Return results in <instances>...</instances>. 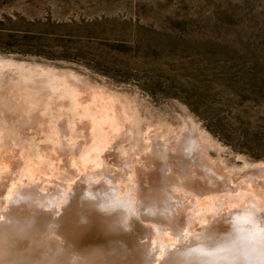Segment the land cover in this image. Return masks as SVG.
<instances>
[{
  "label": "rangeland",
  "instance_id": "374dc122",
  "mask_svg": "<svg viewBox=\"0 0 264 264\" xmlns=\"http://www.w3.org/2000/svg\"><path fill=\"white\" fill-rule=\"evenodd\" d=\"M0 114L4 190L21 177L23 187L36 189L34 200L51 195L50 206L29 204L52 209L54 219L68 202L85 214V203L100 201L91 214L113 228L85 244L76 254L82 260L103 264L113 251L122 263L144 248L156 253L147 264L178 252L188 260L198 256V234L224 235L247 211L241 223L264 228V202L239 209L233 200L207 217L181 196L179 214L148 207V219L131 212L130 226L125 200L128 184L144 192L157 185L159 171L181 166L189 173L169 182L190 191L189 199L242 193L264 200V0H0ZM191 142L193 154L183 155ZM28 158L44 164L41 180L20 175ZM193 158L212 176L194 172ZM89 165L101 173L87 180ZM4 193L0 218L13 222L25 202L9 206L13 218ZM155 226L175 233L165 249L154 247Z\"/></svg>",
  "mask_w": 264,
  "mask_h": 264
},
{
  "label": "bare ground",
  "instance_id": "6f19581e",
  "mask_svg": "<svg viewBox=\"0 0 264 264\" xmlns=\"http://www.w3.org/2000/svg\"><path fill=\"white\" fill-rule=\"evenodd\" d=\"M1 114H0V120H3V118H5V117L2 116ZM3 115H6V114L3 112ZM116 120H118V119L116 118L115 121ZM117 122H119V121H117ZM109 124H111V123L109 122ZM15 126L18 127L19 131H22V129H23L22 126H19V125H15ZM115 126H117V125L114 124L113 127H115ZM16 127H14V128H16ZM53 132L56 133V135H57L56 138H58L60 141L61 140L60 128L54 127ZM102 134H103V132H102ZM102 134H100V135H102ZM103 135H105V134H103ZM109 136H112V134H110ZM101 138H98V139H101ZM191 143H189V144L185 143L184 149L182 148L183 149L182 150L183 155L188 156V155L193 154L195 145L193 144V142H191ZM85 153H83V154H85ZM175 161H177V160H175ZM193 163H194V158H193ZM199 164L194 163V165L192 166V169L194 170V172L198 173L200 171L203 174V176H205V175H208V177L212 176V172H211V174L208 173L206 171L207 168L202 170L201 168H203V167L199 166ZM201 165L203 166V164H201ZM43 166H44V164H42V165L35 164L32 159L28 158V159H26L25 165L23 166V173H21L20 175L23 174V176H25L26 178H29L30 180H34V181H36L37 178H39L41 180L42 176H40V175H41V173L43 174V169H42ZM130 166H132V164ZM99 167H95L94 165L88 166V168L86 169L87 180H88V177L90 178L94 175H97V173L98 174L101 173L99 171L100 170ZM134 167H133V169H134ZM163 167L165 168L167 166H163ZM178 167H179V165H178ZM182 168L183 167L181 166L180 169L178 168L179 170H176L177 168H175V170L170 169L169 171H167L168 174L164 173V174H166V176H163L164 174L162 175V173H160V171H159V174L156 177L157 178L156 180L158 181L157 185H153L150 189H146L145 191L143 190L144 192L139 190V186H140L139 184H138L139 186L137 187V186L131 185L132 183L128 184L130 182L127 183L128 185H130V189L127 188V190H125V194H126L125 200H127L129 202L128 207L130 209H128V214L131 216L130 217L131 219L130 218L127 219L128 220L127 223L130 226L135 225L134 224L135 222L133 223V221H132L131 212L133 213V215L138 214V216H140V219L141 218L142 219H148V217H147L148 211H146V212L143 211V210L147 209L148 207H150V210L153 207L155 210H157L158 208H161V207L162 208H168V209L170 207V212H172V214L176 215V214H179L178 209L180 208L181 204L183 203L182 201L185 198L187 201H189L188 203H192L193 205H196V207L198 206L199 209H203L204 214L207 215V217H209L208 213H211L217 207H220L221 205H224V204L229 205L233 200H237V203H233V204H234V206H239V209L241 206L247 205L249 203H253V204L257 205V203L262 204V202H264V200L261 196L255 197L253 195H250V197H249L248 195L242 194V193H238L236 198L231 199L229 196H227V197L222 196L223 200H221L219 198H214L212 200H208L207 202H204L202 199H199L200 197L199 198L196 196L193 197V195L191 196V199H189L188 196H189L190 191H189V193L185 192L182 185L180 186L178 183L170 184V182H169V179H170L172 174L177 173L178 177H180V178L184 177L183 175L185 173L187 174L188 171L187 172L181 171ZM157 169H158V167H157ZM258 169L264 171V164L259 165ZM134 171L136 172V169H134ZM217 173L218 172H215V174H217ZM132 175L134 177L135 173ZM84 176L85 175H82L83 178H84ZM80 177H81V175H80ZM92 178H95V177H92ZM218 179H221V177H218ZM218 179H216V180H218ZM40 180H39V183L41 184ZM127 180H129V179H127ZM156 180H155V183H156ZM129 181H131V180H129ZM23 182H24V180L21 177L16 181H12L10 183V185H8V190L7 189L4 190V187L6 184H4L3 182L0 185V193L5 192L4 193L5 194V200L4 201H5V206L8 209H10L8 211H10L11 213L14 212L11 209H13L15 206H13L12 208L11 207L9 208V206H11V204H13V202L17 201L16 203L18 204V206L23 204L21 201H19L20 199L23 202H25L24 203L25 207H22V209H21V211L23 210V212H21V214H20V212H18L20 215L15 214L16 217H15L13 222H11L10 221L11 218L9 219L7 216V215H9L8 211L4 212V213L2 212V216L6 215V217L9 220L6 221V220L0 218V247H3L5 245L8 246V251H9L10 256H14L16 258V264H98L99 262L97 263L96 259L88 258L86 260H82L81 258L76 256V254H78V252L83 251L85 249V247H84V246H86L85 244H87L91 241L97 242L98 240H101L100 238L102 236H107V234H109L111 232V229L113 228V225L112 226L110 225V228H105V226L99 225V222H98L99 216L96 214H93V215L91 214L92 211L96 210V207L100 203V201L97 200L98 198H96V201L91 200V201L85 203V205L83 204L84 207H86L87 210L90 211V213L84 214L83 211H81L83 213H79L80 210L76 211V209L67 207L70 204L68 202L69 204L67 203L65 205L66 207L64 208V210H62V214L60 213L61 216H59V217L56 216L57 218L55 217L56 219H54L53 218L54 216L53 217L50 216V213L53 211L52 209L50 212V209L46 210L45 208H44V210H46V211H43L42 207L39 208L41 210H38V208L36 206L34 207L35 204L30 206L29 203H31V201L29 202V200L36 201L33 199L35 196H34V193H32L36 189L35 190L31 189V190H33L31 192L30 189L28 190V188L23 187V185H24ZM132 182L135 185L137 183V180H135L133 178ZM37 183L38 182H36V184ZM93 183H95V182H93ZM37 185H39V184H37ZM37 185H35V186H37ZM67 185H69V184H67ZM125 185H126V183H125ZM128 185H126V186H128ZM120 186H121L120 188H122V185H120ZM39 187H41V186H39ZM112 188H114V187H112ZM115 188H117V187L115 186ZM117 190H115V192H117ZM170 190L175 191L176 195L174 193L173 194L175 196L170 194L169 193ZM28 191H30V192H28ZM181 191H184V192H181ZM89 193H91V192H89ZM112 193H114V192H112ZM121 193H123V191ZM35 194H37V193L35 192ZM181 196H183L185 198L183 199V197H181ZM49 197H45L46 198L45 199L46 201H45V200H43L44 196L38 194V197H37L38 200L36 201V203L43 205L45 207H47L46 206L47 204H48V206H50L52 204V199L48 200ZM95 197H98V196H95ZM170 198L174 199V203L170 202ZM112 199H110V200H112ZM119 201H121V200L119 199ZM18 202H21V204L19 205ZM102 202L103 201H101V203ZM122 202H123V200H122ZM176 202L178 204H176ZM124 203H125V201H124ZM83 205H81V206H83ZM18 206L16 207L17 209L19 208ZM182 206H184V205H182ZM84 207H83V209H85ZM100 210L101 209H99V212H102ZM252 210L253 209H251L250 212H253ZM15 213H17V212H15ZM247 213H248V211L244 212V215ZM79 214H81V215H79ZM15 215L13 213V218ZM244 215L243 216L240 215V216L245 218L246 216H244ZM200 216L196 217V219L197 218L200 219L201 218ZM235 216H236V214L234 215V217ZM240 216L238 213L237 217L232 219V221H231L232 223H230V228L224 235L221 234L219 236H213V235L207 236L203 233H200L196 236V238L194 237L195 239L198 240L199 244L201 245L199 247V252H200V250H201V252L200 253L197 252L198 256H196V257L190 256L187 260L186 255L185 254L180 255L179 252H178L179 255L177 253L165 254L163 259L161 261L159 259L157 264H174V263L177 264L185 258L188 261L187 264H228V262L232 259L233 256L236 255V253L239 250H241V249H243V248L247 247L248 245H251L255 242L264 241V230H262L264 228L261 227L262 229H260L259 225H258L255 228L256 230H254L252 226L250 227L251 224L249 222H245V221L243 222L242 221V223H241L242 219H240L241 218ZM252 216L254 217L253 218V221H254L256 215H252ZM50 217L52 218V220L49 219ZM11 220H13V219H11ZM120 220H121V218L119 219V221ZM246 220H248V219H246ZM253 221H252V223H253ZM188 222H189V220H188ZM254 222H256V220ZM245 223H246V225H245ZM117 224H119L121 227L126 226L125 223L124 222L122 223L121 221L118 222ZM254 224H258V223H254ZM119 225L116 227H119ZM189 226H190V224H189ZM195 226H196V224L193 226V228H190L191 231L192 230H198V229H196ZM135 228H136V226H135ZM190 229L188 228L187 230L190 231ZM154 233L157 234V238L155 237V239H153L155 248H158V246H160V247H162V249H165V248H163V246L165 247L169 241H174L176 239V237L174 235L175 233L163 232L161 227L160 228L156 227L154 230ZM174 252H176V250ZM105 254H106V259L104 260L103 264H147V263H150V260H153L152 258H154L153 256H155L154 254H156V253L152 252V250L147 252V250L144 248L141 252H138L135 256H133L131 258H129V257L126 258V261L122 262V263H120L119 261L118 262L114 261V260L119 259V258H117L116 255H114L113 251H106ZM148 255L150 256V258L148 257Z\"/></svg>",
  "mask_w": 264,
  "mask_h": 264
},
{
  "label": "clouds",
  "instance_id": "9594fccd",
  "mask_svg": "<svg viewBox=\"0 0 264 264\" xmlns=\"http://www.w3.org/2000/svg\"><path fill=\"white\" fill-rule=\"evenodd\" d=\"M0 264H16V258L10 256L7 245L0 247ZM228 264H264V241L239 250Z\"/></svg>",
  "mask_w": 264,
  "mask_h": 264
}]
</instances>
